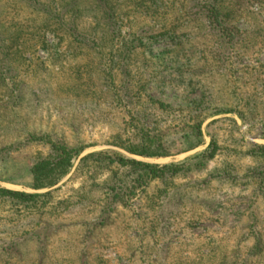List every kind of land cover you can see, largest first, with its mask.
<instances>
[{
  "label": "rangeland",
  "instance_id": "obj_1",
  "mask_svg": "<svg viewBox=\"0 0 264 264\" xmlns=\"http://www.w3.org/2000/svg\"><path fill=\"white\" fill-rule=\"evenodd\" d=\"M51 142L81 153L34 190ZM259 146L264 0H0V188L50 192L0 198V264H264Z\"/></svg>",
  "mask_w": 264,
  "mask_h": 264
},
{
  "label": "trees",
  "instance_id": "obj_2",
  "mask_svg": "<svg viewBox=\"0 0 264 264\" xmlns=\"http://www.w3.org/2000/svg\"><path fill=\"white\" fill-rule=\"evenodd\" d=\"M141 144H130L128 146H119L126 152L143 157H163L164 154L159 152L161 149L155 138H150L148 136L140 138ZM51 148L53 150V156L47 158H40L34 161L27 172L35 181V184H31L30 188L36 190L43 187L40 182H45L46 186H53L66 175L68 169L70 168L72 161L79 156L80 150L70 148L63 144H58L56 142H51ZM257 150L260 154L264 155V147L259 146ZM103 154H88L81 158V162L95 156L100 157ZM105 155V154H104ZM103 155V156H104ZM109 163H116L119 166L122 165H132L136 166L140 173L136 178V182L142 180L143 178H155L162 177L166 172H175L180 169L179 165H163L159 166L157 164H149L139 162L133 159L126 158L120 154H117L115 158L105 155ZM42 185V186H41ZM50 195V192L44 194H33L20 191L9 190L5 188H0V198H8L13 204H19L27 206L29 204H36L40 198ZM118 195V194H114ZM115 197V196H114Z\"/></svg>",
  "mask_w": 264,
  "mask_h": 264
}]
</instances>
